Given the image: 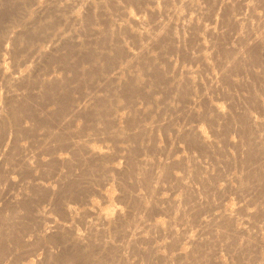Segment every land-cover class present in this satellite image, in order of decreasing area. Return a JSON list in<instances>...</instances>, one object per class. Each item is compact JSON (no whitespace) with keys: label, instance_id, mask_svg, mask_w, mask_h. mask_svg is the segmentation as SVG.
<instances>
[{"label":"bare ground","instance_id":"6f19581e","mask_svg":"<svg viewBox=\"0 0 264 264\" xmlns=\"http://www.w3.org/2000/svg\"><path fill=\"white\" fill-rule=\"evenodd\" d=\"M156 1L0 0V264H264V118L250 115L264 114L262 94L256 93L264 84V0H211L208 8L181 0L205 8L197 17L203 22L195 17L186 25L174 22L181 14L170 0L162 1L163 8L149 7V16L122 18V7ZM78 6L86 12L72 13ZM114 16L123 19L115 28ZM77 25L83 38L69 31ZM82 59L90 62L92 75L79 84L89 80L91 89L77 97L68 72ZM56 66L63 76L47 78ZM246 72L250 81L237 77ZM212 93L229 99V109H213ZM154 109L156 118L150 115ZM195 119L214 128L213 138L198 136L195 123L187 126ZM159 131L172 132L190 152L209 153L211 168L198 158L180 160L182 154L177 162L164 159L182 149L172 146L171 137L160 161L158 153L168 146L159 150ZM230 133L239 135L238 142L227 139L236 155L219 162L231 152L229 142L220 145ZM96 136L117 145L115 152L124 143L116 156L125 165L107 164L113 150L92 151L88 142ZM65 152L71 156L61 157ZM101 167L119 176L124 208L113 207L111 215L87 205L80 213L75 204L83 191L112 176L99 179ZM165 190L182 194L174 198ZM229 193L243 204L227 211L220 200ZM155 212L168 217L166 226L149 224Z\"/></svg>","mask_w":264,"mask_h":264},{"label":"rangeland","instance_id":"374dc122","mask_svg":"<svg viewBox=\"0 0 264 264\" xmlns=\"http://www.w3.org/2000/svg\"><path fill=\"white\" fill-rule=\"evenodd\" d=\"M162 1L163 0H157L156 2H157V4L156 5H153V4H155L154 2H153V4L151 5L150 3L151 2H149V4H147V3H145V6H144V4L142 5H138V4H136L137 6H132V5H128L127 7H126V9H125V7H122L123 9H121V12H122V14H124V16L122 17L124 20H126L127 19V17L128 16H139V15H141V14H143V13H148V16H149V7L151 8H153L154 6L157 8H163L164 7V5H165V2H163V4H162ZM213 1H215V0H213ZM212 1V2H213ZM180 2V3H179ZM209 2H211V0H193V4L194 5H198L199 4V6L201 5V6H203V5H205V8H208V6H209ZM169 3H171L172 5L174 4V6H172L171 4L169 5L170 7H176V9L178 10V12H180V14H181V16L183 15L184 17L186 16V18L184 19V17L182 16H180V15H178V14H176V16L177 17H175V19H173L174 20V22H175V20H177L176 22L177 23H181V22H183V23H181L182 25L184 24V25H186V23L188 24V23H190V21L188 22V20H194V18L196 17V20L197 21H201V19H197V17L198 18H200V13H201V11H204V9L201 7V9H196L195 7V9H196V11L194 10V8H192V7H188V6H185V5H182V3H181V0H170L169 1ZM179 4V5H178ZM97 6H98V4H96ZM125 5V4H124ZM163 5V6H162ZM178 6H179V8H178ZM185 6V7H184ZM83 7L84 6H78V7H75V9L73 10V12L72 13H74V14H77L78 13V11L80 12V9H83ZM136 7H141V11H140V9H138L139 10V12H138V10H136L137 8ZM204 7V6H203ZM77 8V9H76ZM143 8V9H142ZM147 8V9H146ZM187 8V9H186ZM243 8V7H242ZM86 8L84 7V9L83 10H85ZM90 9V10H89ZM89 9H87V11L88 12H90L91 11V9H94V8H89ZM189 9V10H188ZM259 9V10H258ZM258 9H256L255 10V12H263V9L262 8H258ZM82 10V11H83ZM181 10V11H180ZM188 10V11H187ZM201 10V11H200ZM243 11H244V16H250V14H251V11L249 10V9H246V8H243L242 9ZM249 10V11H248ZM261 10V11H260ZM76 11V12H75ZM81 11V12H82ZM93 11V10H92ZM184 11H186L185 13H183ZM199 11V12H198ZM243 11H242V13H243ZM78 13L79 15L80 14H83L84 12H86V11H83L82 13ZM108 13H112L113 11L112 10H109V11H107ZM183 14H182V13ZM188 12V13H187ZM92 13V12H91ZM94 13V12H93ZM250 13V14H249ZM186 14V15H185ZM91 16L93 15V14H90ZM187 15H188V17H187ZM93 16H96V15H93ZM92 16V17H93ZM98 17H99V15H98ZM159 17V16H158ZM250 17H252V16H250ZM114 18H115V23L114 22H112V27H117V24H119V22H122L123 21V19H117V21H116V16H114ZM160 18V17H159ZM174 18V17H173ZM183 18V19H182ZM191 18V19H190ZM187 19V20H186ZM251 19H254V18H251ZM120 20V21H119ZM122 20V21H121ZM196 20H195V22H196ZM179 21V22H178ZM187 21V22H186ZM118 22V23H117ZM186 22V23H185ZM194 22V21H193ZM201 22H203V20L201 21ZM205 23H208V22H206L205 21ZM218 24H220V23H218ZM178 25L179 24H176V26L178 27ZM182 25H179V26H182ZM175 26V27H176ZM219 26V25H218ZM77 27L79 28V26L77 25V26H73V28H71V29H69V31L73 34L74 32L76 33L77 32ZM58 28H65V25L63 24V22H59V24H58ZM75 28V29H74ZM76 30V31H75ZM80 30V28L78 29V32H81V30ZM77 32V33H78ZM232 32H234V31H232ZM232 32L231 33H229V36L231 37H229L228 36V40L230 41H232V38H233V42L232 43H234V34H232ZM75 34V35H79L78 37L80 38H83L82 36H83V33H81V34ZM231 34H232V36H231ZM81 35V36H80ZM26 36H28V35H26ZM205 39V38H204ZM203 39V41L204 42H206V43H208L209 41V39L208 38H206L205 40ZM27 41H30L31 40V38L30 37H27V39H26ZM207 40V41H206ZM230 41V42H231ZM37 43H39V41H36ZM228 43V42H227ZM229 47H231L230 45H232V44H230V43H228L227 44ZM209 53V52H208ZM173 60H175L174 62H176V61H180L181 62V60H180V58L179 57H175V56H173ZM178 62H176V63H178ZM100 63H105V60H100ZM179 64V63H178ZM186 64H187V66H186ZM184 65H185V67H192L193 66V63L192 64H190V63H184ZM90 67H91V64H90V62H88L87 60H79L78 61V65H77V68L75 69V71H71V72H68V74H69V76H70V78H71V80H72V85H74V86H78L77 88H75L76 89V91H74V95H76L77 97L78 96H80V93H81V91H88V90H90L91 89V87H90V85H89V80L88 81H86V83H85V86H81L80 87V82L82 81V80H87V79H89L90 77H91V75H92V72H89V69H90ZM197 67L198 68H202V64H197V65H195V63H194V66L192 67V69H197ZM216 65L214 66V68H211L210 70L211 71H214V72H216L217 70H216ZM200 68V69H201ZM82 69H84V70H86V72H84V73H82L80 76H76V73L78 72V71H81ZM52 71H49L48 72V74H47V78L48 77H55V76H57L58 78L60 77H62L63 75L62 74H64V72H62V70L60 69V68H58L57 66L54 68V71H53V69H51ZM204 74L203 75H205V74H208L209 73V71H205V72H203ZM59 74V75H58ZM53 75H55V76H53ZM61 75V76H60ZM243 75V76H242ZM239 74L237 77L239 78V77H241V79H243L244 80V78H246L244 81H246V82H248V81H250L249 79L251 78V73L249 74V72H246V74L245 73H243V74ZM248 75V76H247ZM244 76H246V77H244ZM204 77V76H203ZM240 79V78H239ZM264 84H261V86L260 85H257V87H256V93L258 94V95H260V93L262 94V96H261V102H263L262 104H264ZM260 87V88H259ZM257 89H259V90H261V91H258ZM234 92H237L236 90L234 91ZM260 92V93H259ZM214 94V95H213ZM212 95V101H210V102H214V103H210L209 102V104H212L211 106L213 107V109H216V110H226L225 108H227V109H229V107H226V106H230V102H228L229 101V99H227L226 97L225 98H222L223 96H222V94H220V93H218V94H216V93H212L211 94ZM216 95V96H215ZM221 95V96H220ZM215 98H214V97ZM263 97V98H262ZM214 99H215V101H214ZM226 99L228 100L227 102H226ZM259 100V99H258ZM260 101V100H259ZM216 102V103H215ZM227 103L229 104V105H227ZM219 104V105H218ZM139 106H142V105H144L143 103L142 104H138ZM218 105V106H217ZM214 106L216 107V108H214ZM239 106H241V108H242V106L243 107H245L246 105L245 104H243L242 105V103H240V105H238V107ZM218 107V108H217ZM222 107V108H221ZM224 107V108H223ZM240 108V107H239ZM155 110V109H154ZM153 110V111H154ZM126 111V110H125ZM123 112V111H121V112H123V113H126V112ZM254 112H256V113H254ZM152 114H150V115H152V117H154V118H156L155 117V115L156 116H158L157 115V112H156V110L154 111V112H151ZM257 113H259V114H257ZM253 114H254V116H253ZM250 115L251 116H253V118L255 117V119L257 118V119H259V118H264V114L262 115L260 112H258L257 110H254V111H252V112H250ZM260 116H262V117H260ZM149 120H148V122H150V120H151V117L150 118H148ZM165 120H167L166 118H164V120H161L160 121V123H163V124H165L166 122H165ZM195 120H196V122H195ZM195 120H193V121H191V123H189L187 126H189L190 124L192 125V123L194 124V126H199L198 127V130H199V128H200V130L199 131H197V133L196 134H198V136L199 135H201V136H203L204 134H205V136L206 137H208V136H210V133H211V138H213L212 137V135L214 136V128L212 127L211 129H210V127L208 126V125H210L206 120H198V119H195ZM81 124H84L85 123V118L84 119H81L80 121H79ZM205 122V123H204ZM202 123V125H200V124ZM208 123V124H207ZM197 124H199V125H197ZM205 125V126H204ZM174 126L175 127H177L178 126V124L176 125V124H174ZM203 126H204V128H203ZM209 130V131H208ZM211 130V131H210ZM213 130V131H212ZM206 131V132H205ZM201 132H203V133H201ZM201 133V134H200ZM168 134V135H167ZM167 134H164V136H163V132L162 131H159V133L157 134V136L159 137V139H158V141H159V143L157 142V145H158V147L160 148L159 150L161 151V147L160 146H162V144H166V142H167V148H166V145H165V148L166 149H164V145L162 146V151H163V154H161V155H159V153H158V159L161 161H164L163 160V158H164V156H166L165 154H164V151H166L167 149H169V145H171V142H172V146H175V147H177L176 148V150L178 149L179 151H180V149H181V151L180 152H178L177 151V153L174 151V153L173 152H171V155H172V153L174 154L173 156H171L170 154V156H166L164 159H166L167 157H169V159L170 158H173L174 159V161L175 162H177L178 160H179V158L181 157V154L183 155L181 158H180V160L184 157V158H188L187 156H189V157H193V158H191V160H195V158H196V160H197V158H198V160L200 161V163H199V161L197 160L196 162L197 163H199V164H201L202 163V166L204 165V163L206 164V165H204L203 167L205 168V167H209L210 165L209 164H211L210 162L212 161V159L210 158V156H209V153H208V156L206 157L204 154H201V152H200V150L198 149L197 151H196V149L197 148H193V151H191L190 152V150L192 149V148H190L187 144H185L183 141H178L177 139H176V141H175V139L173 140L172 139V132H170V133H167ZM168 137V138H165L166 136ZM170 135V136H169ZM208 135V136H207ZM230 135V137L227 135V138H226V140H225V143H221L220 142V145L221 144H227V142H229V144H227V146H229V148H227V149H229L231 152H229V154H228V156L227 157H223L222 158V156L220 157V161L219 162H225V161H227L228 159L229 160H231V161H233V157H235V155H236V151L234 150V147H233V145H232V147L230 146V144L231 143H235L236 142V140H237V142L239 141V135L237 136V134L236 133H230L229 134ZM204 136V137H205ZM96 137H98V136H96ZM94 138V139H91L90 141H91V144H90V141L88 142V145H90L89 147H90V149L92 150V151H97V149H98V151H104L105 149L106 150H109L111 153H112V150H113V154L115 155L114 157H115V159H113L114 157H113V155L111 156V157H109L108 158V160H107V164L109 165H112V167L115 165V167H120L121 168V166H123V162H124V165H125V162H126V160L124 159V157H122V155H121V157H120V155H118V158H117V156H116V154H117V152L120 150V149H122L123 148V146H124V143H121V144H118L119 146V150L117 151V152H115L116 151V148L115 147H117V145L115 146V145H113V148H112V145L111 144H113L111 141H109V140H107V139H105V138H103V137H98V138ZM157 137V138H158ZM171 137V139L173 140V141H175L176 143L173 145V141L172 140H169V141H171L170 142V144H169V141H167L169 138ZM210 137H208V138H210ZM229 137V138H228ZM236 137H237V139H236ZM163 138V139H162ZM233 138H235V139H233ZM105 139V140H104ZM165 139V140H164ZM227 139H229L230 141H231V143H230V141L229 140H227ZM232 140H233V142H232ZM179 143H178V142ZM23 143H26L25 141H23ZM180 143H182V144H180ZM160 144V145H159ZM176 144H178L179 146H180V149H179V147L176 145ZM111 146V149H110V147H108V146ZM122 145V146H121ZM182 146V147H181ZM188 146V148L190 149H188L189 150V152H188V150H187V147ZM97 147V148H96ZM185 147V148H184ZM104 149V150H103ZM105 150V151H106ZM115 150V151H114ZM228 150V151H229ZM161 151V152H162ZM198 152V153H196L195 155H194V152ZM124 151L122 150H120L119 152H118V154H122ZM189 153H191L190 155H188ZM235 155H234V154ZM186 155V157H185V155ZM199 154H201V157H203V161H202V158L199 156ZM61 155V157H65V155L66 156H68V157H70L71 155L69 154V153H67V152H65L64 154L62 153V154H60ZM193 155V156H192ZM204 155V156H203ZM231 157H230V156ZM234 155V156H233ZM154 156H155V158H154ZM153 156V158L152 159H157L156 158V155H154ZM194 156H197V157H194ZM163 157V158H162ZM205 157H206V160L208 159V157H209V161L207 160L206 162H204L205 160ZM139 158H141L142 160H143V158L145 159V155H140L139 156ZM175 158H177L176 160H175ZM199 158H201V159H199ZM224 158L226 159L225 161H224ZM124 159V160H123ZM140 159V160H141ZM172 159V160H173ZM59 160V159H58ZM57 159H56V162H59ZM123 160V161H122ZM167 161H172V160H168V158L166 159ZM191 160L189 161V162H191ZM193 160V161H194ZM221 160H223V161H221ZM60 162H62V160L60 161ZM212 162H214V160L212 161ZM209 163V164H208ZM109 165V166H110ZM211 168V166L209 167V169ZM101 169V170H100ZM100 169H96V171L97 172H99V171H101V174L99 175H96L97 177L99 176L100 178L99 179H102V178H107V176L106 177H103L104 175L103 174H105V175H111L112 174V176L111 177H113L112 179H111V177L110 176H108L109 178H110V180H108L107 182H105V183H103L102 181H99L98 183L96 182V180H95V182L94 183H92L91 184V186L90 187H88L86 190H84L83 191V193H84V195H83V198L81 199V203H83L84 204V202H82V201H85V202H88V204H84V205H80V202L79 201H77V202H79V203H77L76 202V206H78L79 208V210H82V208H83V210L84 209H87L86 207H88L87 205H89V206H94V205H96L95 206V208H99V210L100 211H107L108 213H110L111 215L112 214H115V208H121L122 209V207L124 208V204H123V202L125 201L124 199H121V197H125L124 195H123V191L121 190V186H119L120 184L118 183V181H119V179H118V175H117V179H116V171H110V172H106V173H103L102 171V169H104V168H100ZM99 170V171H98ZM237 168L235 169V170H233V172H237ZM97 172H95V173H97ZM178 174H183V171L182 170H177L176 171ZM100 173V172H99ZM107 173H109V174H107ZM111 173V174H110ZM185 173V172H184ZM187 173V175H188V172H186ZM189 176H190V174H189ZM188 176V178L189 179H191V176L189 177ZM230 176V175H229ZM102 177V178H101ZM14 178H16V176L14 177ZM17 179V178H16ZM41 180V182H42V179H40ZM40 180H39V182H40ZM118 180V181H117ZM190 181V180H189ZM44 182H46V183H44ZM43 183L46 185H48L49 183H54L52 180H49V181H44L43 180ZM197 185V184H196ZM198 186V185H197ZM196 186V187H197ZM56 188H59V185H56ZM122 191V192H121ZM170 192V193H169ZM176 193H174L173 194V191L171 192L170 190H165V191H163V194L164 195H168V194H171V196L170 195H168V196H170V197H174V198H176V197H178L179 198V196L182 194V190H179V191H175ZM106 194V198H107V202H105L106 200V198H105V195L103 196V194ZM120 193H122L121 195H123V196H121L120 195ZM66 194V198H67V200H66V202H70L72 199H73V197L72 196H70L69 194H67V193H65ZM176 194H177V196H176ZM232 194L231 193H229L228 195H227V197H224L223 198V200H220V202L222 203V209H228L227 211H230V208H232V210H233V208L235 209V208H237L238 206H240V204H243V201H239L238 202V198L236 199V195H234L235 197H233V195L231 196ZM119 196H121V197H119ZM231 196V197H230ZM89 198L92 200H89ZM87 199V200H86ZM121 199V200H120ZM226 199V200H225ZM89 200V201H88ZM91 201V202H90ZM95 201H96V203H95ZM122 201V202H121ZM226 201V202H225ZM91 204H90V203ZM224 202V203H223ZM241 202V203H240ZM78 204V205H77ZM98 204H99V206H98ZM224 204H225V206H224ZM232 204H234V206L232 205ZM239 204V205H238ZM118 205V206H117ZM227 205V206H226ZM228 205H230V207H228ZM237 206V207H236ZM85 207V208H84ZM113 207H115V208H113ZM105 208V209H104ZM55 210V209H54ZM53 210V212H56V211H54ZM83 210L82 211H79L80 213L81 212H83ZM85 211V210H84ZM52 212V215H57V216H55V217H57L58 218V220H60V221H62V219H61V217L57 214V213H53ZM157 212H155V214H153L152 215V217H149V219L151 220H149L150 221V223L149 224H152V223H154V222H156V223H158L159 222V224H161V226H166L168 223H167V221H169V219H168V217L166 216V215H162L163 213H157ZM154 217H155V219H154ZM162 217V218H161ZM72 218V217H71ZM152 219H154V220H152ZM168 219V220H167ZM72 220H73V222H74V218H72ZM148 221V222H149ZM147 222V223H148ZM79 222L77 221V225L78 226H80V228H81V230L82 229H84L85 228V226L84 225H82L81 226V224H78ZM158 224V225H159ZM86 229V228H85ZM82 231H85V230H82ZM107 235H108V237L110 236V233L109 232H106L105 233V236L107 237ZM158 242H160V241H158ZM154 243V244H153ZM155 243H157V242H155V241H153L152 242V245H155ZM125 253H127L126 251H124ZM121 253H123V252H121Z\"/></svg>","mask_w":264,"mask_h":264}]
</instances>
